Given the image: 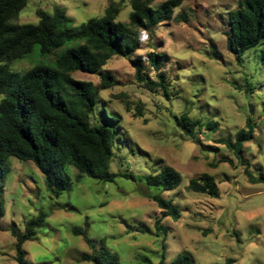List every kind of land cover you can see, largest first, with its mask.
I'll use <instances>...</instances> for the list:
<instances>
[{"label": "rangeland", "instance_id": "obj_1", "mask_svg": "<svg viewBox=\"0 0 264 264\" xmlns=\"http://www.w3.org/2000/svg\"><path fill=\"white\" fill-rule=\"evenodd\" d=\"M111 1L121 8L118 20L128 22L130 0H29L12 22L37 23L39 10L52 13L62 7L78 26L104 15ZM181 1L172 18L147 31L148 41L131 56L146 58L143 73L158 85L138 80L128 57L113 56L103 68L119 81L100 88L95 108L97 116L111 117L118 131L110 168L134 178L101 182L84 176L78 182L77 170L68 166L73 182L54 198L34 161L10 157L0 264H18L11 229L23 232L40 210L49 213L46 225L24 243L34 263L93 264L78 259L80 253L93 251L83 236L73 233L79 227L87 228L96 246L104 239L120 264H159L163 254L167 264L185 254L190 264H264V183H252L246 174V168L255 177L264 172V39L238 56L228 50L227 37L229 12L239 0ZM150 53L160 55L159 69L150 65ZM41 60L36 48L8 69L23 72ZM72 75L100 87L98 74ZM183 113L203 124L214 121L215 129L202 127L192 138L176 122ZM247 119L254 123L255 134L238 158L223 140H234L247 129ZM165 166L182 176L174 190L150 186L146 180ZM204 172L215 177L217 197L191 190L190 179ZM156 194L173 200L181 217L165 216L152 198ZM158 219L166 230L160 235Z\"/></svg>", "mask_w": 264, "mask_h": 264}, {"label": "trees", "instance_id": "obj_2", "mask_svg": "<svg viewBox=\"0 0 264 264\" xmlns=\"http://www.w3.org/2000/svg\"><path fill=\"white\" fill-rule=\"evenodd\" d=\"M130 1L132 10L128 22L118 20L121 8L119 3L111 1L104 15L75 26L62 7H56L52 13L39 10L37 23H14L12 19L29 0H0V95H3L0 100V229L6 213L4 192L12 156L34 161L54 198H59L73 182L66 170L68 166L77 170L78 182L84 176L101 182H113L118 177L134 178L131 173L113 172L110 168L118 131L111 122L113 119L97 116L95 108L100 88L114 87L119 81L111 73L103 72V68L113 56L131 59L141 46L140 31L153 32L159 24L172 18L174 9L182 1L166 0L158 7L154 6V0ZM228 19L227 47L232 53L241 56L264 39V0H239ZM36 48L42 58L40 63L23 72L8 69L16 59L24 58ZM148 58L150 65L159 69L160 55L150 53ZM131 61L138 80L158 85L143 73L144 64L140 58ZM78 71L98 74L100 87L91 81L76 79L72 74ZM176 122L192 138L196 130L203 127L210 131L216 126L214 121L203 124L188 113L176 117ZM254 134V123L247 119V129L240 130L234 140L223 141L242 158L244 144L252 140ZM246 174L252 183H264V172L255 177L246 168ZM146 180L150 186L170 191L180 186L182 176L173 167L165 166L149 174ZM189 186L211 197L219 195L215 177L207 172L190 179ZM152 198L164 209L165 216L176 220L181 217L173 200L161 194ZM48 217L47 211L40 210L26 222L23 232L12 227L18 264H48L32 262L24 249V243L36 237ZM156 228L157 235L166 231L161 219L156 221ZM73 233L83 236L93 250L80 253L79 261L120 264L118 255L110 250L104 239L96 246L88 237L87 228L75 227ZM162 250L166 251L164 240ZM188 258L187 254L180 255L170 264H190ZM159 264H167L164 254Z\"/></svg>", "mask_w": 264, "mask_h": 264}, {"label": "built area", "instance_id": "obj_3", "mask_svg": "<svg viewBox=\"0 0 264 264\" xmlns=\"http://www.w3.org/2000/svg\"><path fill=\"white\" fill-rule=\"evenodd\" d=\"M140 32H141V33H140V35H139V40H140L141 45H142V43H145V42L148 41V39H149V34H148L147 30H141ZM148 61H149V59H148ZM145 62H146V58L144 57V61H143V63H145Z\"/></svg>", "mask_w": 264, "mask_h": 264}]
</instances>
